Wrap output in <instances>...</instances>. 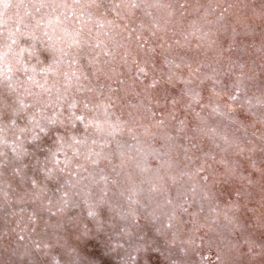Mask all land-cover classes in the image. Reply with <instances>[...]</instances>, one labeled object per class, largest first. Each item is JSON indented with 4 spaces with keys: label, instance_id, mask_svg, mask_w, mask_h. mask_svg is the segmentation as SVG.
I'll return each instance as SVG.
<instances>
[{
    "label": "rangeland",
    "instance_id": "obj_1",
    "mask_svg": "<svg viewBox=\"0 0 264 264\" xmlns=\"http://www.w3.org/2000/svg\"><path fill=\"white\" fill-rule=\"evenodd\" d=\"M0 264H264V0H0Z\"/></svg>",
    "mask_w": 264,
    "mask_h": 264
}]
</instances>
